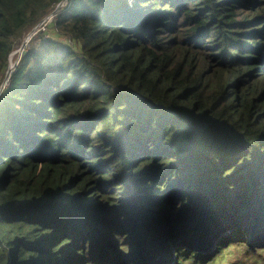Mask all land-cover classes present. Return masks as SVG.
<instances>
[{
	"label": "trees",
	"instance_id": "1",
	"mask_svg": "<svg viewBox=\"0 0 264 264\" xmlns=\"http://www.w3.org/2000/svg\"><path fill=\"white\" fill-rule=\"evenodd\" d=\"M63 1L0 0V74L69 41L0 96V264H264V0Z\"/></svg>",
	"mask_w": 264,
	"mask_h": 264
},
{
	"label": "rangeland",
	"instance_id": "2",
	"mask_svg": "<svg viewBox=\"0 0 264 264\" xmlns=\"http://www.w3.org/2000/svg\"><path fill=\"white\" fill-rule=\"evenodd\" d=\"M35 35L37 34H40V35H45L44 37H47V38H50L51 40H58V41H61L63 43H66V44H69V41L65 38V37H61V36H58L54 30H47L46 28V25L44 22H42V24L40 23L35 29ZM33 34V33H32ZM31 34V35H32ZM29 36V34L27 35ZM26 36V37H27ZM37 36L33 37V38H36ZM44 37H38L40 40H43ZM33 38H29V41L28 43L26 44V46H22L23 45V42L20 44V46H16V49L14 51V53L12 54L11 56V59L9 61V67L11 66V63H13V71H11L12 73L15 71L16 67L18 66L19 64V61L21 60V58L26 54V52L28 51L29 47H30V41L33 39ZM37 38V39H38ZM71 43V42H70ZM8 67V68H9ZM6 73L7 72H2L0 74V96L2 95V93L6 90V87L8 86L9 84V81L10 79H6L5 76H6ZM11 73V75H12ZM11 78V77H10ZM167 181V180H166ZM165 181V182H166ZM165 182L162 184V186L165 184ZM236 248V247H235ZM237 250L239 251H243V252H246V253H251L250 250L243 246V247H239L237 248ZM114 259L117 261V257H114ZM117 264H123V263H117Z\"/></svg>",
	"mask_w": 264,
	"mask_h": 264
},
{
	"label": "water",
	"instance_id": "3",
	"mask_svg": "<svg viewBox=\"0 0 264 264\" xmlns=\"http://www.w3.org/2000/svg\"><path fill=\"white\" fill-rule=\"evenodd\" d=\"M68 0H64L58 7H57V10L56 11H58V10H60L63 6H65V4H66V2H67ZM53 15H55V13H53L51 16H53ZM41 24H42V22H41ZM33 33V31L29 34V35H31ZM28 41H29V36H27L26 38H25V40L23 41V45L22 46H26V44L28 43ZM12 56V55H11ZM11 59V58H10ZM11 71H10V69L8 68V70H7V73H6V76H5V78L6 79H10V77H11ZM165 180L166 179H163V181H162V183H164L165 182ZM205 232L204 233H202V234H199L198 236L200 237V239L201 238H203V237H205Z\"/></svg>",
	"mask_w": 264,
	"mask_h": 264
},
{
	"label": "built area",
	"instance_id": "4",
	"mask_svg": "<svg viewBox=\"0 0 264 264\" xmlns=\"http://www.w3.org/2000/svg\"><path fill=\"white\" fill-rule=\"evenodd\" d=\"M52 20H53V16H48L46 19H44V23H45V25H46V28H48V26L52 23ZM38 35V34H37ZM37 35H35V30H33V34L32 35H29V38L31 37V38H33V37H35V36H37ZM30 38V39H31Z\"/></svg>",
	"mask_w": 264,
	"mask_h": 264
},
{
	"label": "bare ground",
	"instance_id": "5",
	"mask_svg": "<svg viewBox=\"0 0 264 264\" xmlns=\"http://www.w3.org/2000/svg\"><path fill=\"white\" fill-rule=\"evenodd\" d=\"M58 6H59V5H58ZM58 6H57V7H58ZM63 7H64V6H63ZM63 7H62V8H63ZM46 18H47V17H46ZM46 18H45V19H46ZM53 18H54V15H53ZM43 21H44V20H43ZM43 21H42V22H43ZM30 38H31V37H30ZM13 68H14L13 63H11V66L9 67L10 71H13Z\"/></svg>",
	"mask_w": 264,
	"mask_h": 264
}]
</instances>
